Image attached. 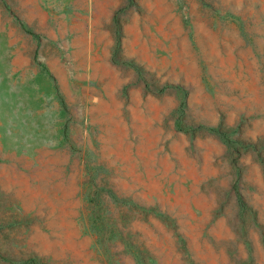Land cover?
<instances>
[{
  "label": "rangeland",
  "instance_id": "374dc122",
  "mask_svg": "<svg viewBox=\"0 0 264 264\" xmlns=\"http://www.w3.org/2000/svg\"><path fill=\"white\" fill-rule=\"evenodd\" d=\"M3 5L0 264H264V0Z\"/></svg>",
  "mask_w": 264,
  "mask_h": 264
},
{
  "label": "crops",
  "instance_id": "0c3cea01",
  "mask_svg": "<svg viewBox=\"0 0 264 264\" xmlns=\"http://www.w3.org/2000/svg\"><path fill=\"white\" fill-rule=\"evenodd\" d=\"M0 4H2L0 7L3 8V6H4V5H3V4H4V0H0ZM3 13H4V10L0 8V15L3 14ZM213 52H214V51L212 50V53H213ZM141 60H142V62H143V61H147V62H149V61H148V58H146V59H141ZM147 62H146V63H147ZM147 97H149V94H148V93H147Z\"/></svg>",
  "mask_w": 264,
  "mask_h": 264
}]
</instances>
